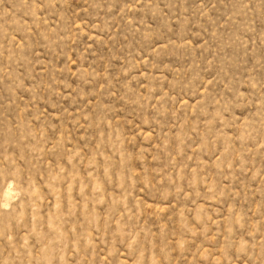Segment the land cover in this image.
<instances>
[{"label": "rangeland", "instance_id": "rangeland-1", "mask_svg": "<svg viewBox=\"0 0 264 264\" xmlns=\"http://www.w3.org/2000/svg\"><path fill=\"white\" fill-rule=\"evenodd\" d=\"M0 264H264V0H0Z\"/></svg>", "mask_w": 264, "mask_h": 264}]
</instances>
